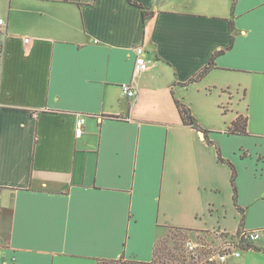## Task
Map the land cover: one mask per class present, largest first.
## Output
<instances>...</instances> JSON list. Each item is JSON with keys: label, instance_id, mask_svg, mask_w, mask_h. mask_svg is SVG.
I'll list each match as a JSON object with an SVG mask.
<instances>
[{"label": "crops", "instance_id": "1", "mask_svg": "<svg viewBox=\"0 0 264 264\" xmlns=\"http://www.w3.org/2000/svg\"><path fill=\"white\" fill-rule=\"evenodd\" d=\"M0 17V264H152L171 229L258 230L225 264H264V0H0Z\"/></svg>", "mask_w": 264, "mask_h": 264}, {"label": "built area", "instance_id": "2", "mask_svg": "<svg viewBox=\"0 0 264 264\" xmlns=\"http://www.w3.org/2000/svg\"><path fill=\"white\" fill-rule=\"evenodd\" d=\"M6 19L0 17V33L4 32L6 26ZM28 47L31 43V38L25 39ZM27 47V48H28ZM138 56L135 66V75L140 76L142 73L150 68V63L144 55V48L142 46L137 48ZM5 54V47L3 41H0V55ZM122 91L129 97L136 95L137 91L134 83L122 84ZM86 122V117H79L77 120L76 136L80 137L83 133V128ZM215 235L219 238L215 242H204L196 239H188L186 241V249L191 259L189 264H225L230 256L239 257L244 248H242L241 240L246 239L249 241L257 240L260 236L258 230L244 231L237 237H228L225 230H217Z\"/></svg>", "mask_w": 264, "mask_h": 264}, {"label": "trees", "instance_id": "3", "mask_svg": "<svg viewBox=\"0 0 264 264\" xmlns=\"http://www.w3.org/2000/svg\"><path fill=\"white\" fill-rule=\"evenodd\" d=\"M145 15H147V12H145ZM223 51H218V52H215L213 54V56L211 57L209 63L192 79V81H199L200 79H202L211 69H213L215 66H216V58L220 55V53H222ZM175 104H176V107L178 109V112H179V115L183 121V123L185 125H189V126H192L198 130H201V131H204V132H207L206 129H204L200 123L198 122V120L195 118V116L192 114L191 112V108L189 106H187L185 103H183L182 101L178 100V99H175ZM247 118L244 117V116H238L236 118L235 121L232 122L231 126L227 129V132L230 133V134H246L247 133ZM220 160L221 161H224V159L222 157H220ZM230 164V162H229ZM231 165V164H230ZM232 166V170H233V173H232V183H233V186H234V190H235V198H236V193H237V190H236V187H235V177H236V169L234 168L233 165ZM190 230H185V229H171L170 230V236L168 238H176V237H179V236H182V237H186V241L188 239H191L189 237V232ZM175 232V233H174ZM215 235V234H214ZM216 236V235H215ZM204 237H207V236H203V235H198L195 239L198 240V241H202V238ZM204 240V239H203ZM216 238L213 236V238L211 237V241H215ZM251 241L249 240H246V239H242L241 240V247L242 248H251L253 247L252 244L250 243ZM186 245V243H185ZM186 247V246H185ZM157 250H158V244L155 248V259L153 260L152 264H167L165 262H158L157 261V258H158V254H157ZM178 261H180L181 263L180 264H189L190 262V255L189 253L187 252V249L185 250L183 256H182V259H180V257L177 258ZM125 262H101V264H124Z\"/></svg>", "mask_w": 264, "mask_h": 264}, {"label": "rangeland", "instance_id": "4", "mask_svg": "<svg viewBox=\"0 0 264 264\" xmlns=\"http://www.w3.org/2000/svg\"><path fill=\"white\" fill-rule=\"evenodd\" d=\"M206 92L208 90H205ZM209 92V91H208ZM239 95L234 94L233 97V103L232 105L227 104V102H225L224 106L225 108H219V112L221 113V118L223 116V113H225V111L228 112V114H232V111H238L239 109L244 110L245 109V103L239 101ZM194 101L195 104L197 105V107H199L201 110H205L207 111L208 106H210L211 104L216 106L217 103V98L216 96L213 97H207L204 94V90L203 91H195L194 93ZM231 103V102H230ZM225 118V117H224ZM175 233V232H174ZM170 235L165 236V238L161 239L158 242V250H157V254H158V258L157 261L158 262H165L167 264H180L181 262L178 261V257H180V259H182V256L186 250L185 247V243H186V237H176V238H168ZM204 239V240H203ZM202 241L204 242H210L211 241V237H204L202 238ZM215 242V241H213Z\"/></svg>", "mask_w": 264, "mask_h": 264}]
</instances>
